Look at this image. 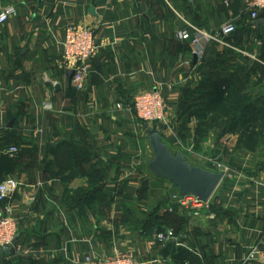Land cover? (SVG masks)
Instances as JSON below:
<instances>
[{"label": "crops", "instance_id": "0c3cea01", "mask_svg": "<svg viewBox=\"0 0 264 264\" xmlns=\"http://www.w3.org/2000/svg\"><path fill=\"white\" fill-rule=\"evenodd\" d=\"M172 1L0 0V4L17 5L15 17L0 25V136L5 128H11L22 140L19 144L0 140L1 152L6 153L9 145L25 150L16 160V171L10 174L20 182L10 205L18 227L16 242L21 248L32 249L34 257L48 264H80L92 246L97 256H103L113 240L119 250L145 264L153 259H157L155 264H176L171 254L177 247L187 252L185 264H250L246 261L247 251L264 232V169L248 175L252 155L236 149L231 160L223 154L226 144L232 141L235 145L233 135L211 144L210 134L203 142L212 154L231 163L232 178L219 182L208 207L197 214L175 204L171 210L174 213L168 216L162 213L165 209L161 210V231L174 229L177 234L173 233L176 240L169 239L164 245L151 244L152 230L142 232L136 222L145 212L136 216L125 210L131 218L128 223H107L98 229L93 225L98 217L90 209L86 208L84 214L65 209L63 183L46 171L61 172L57 164L46 161L48 144L61 140L54 136L55 121L58 129L66 131H73L76 125L86 127L99 157L105 161L123 159L122 166L138 172L148 149L145 125L127 109L133 95L140 90L159 89L175 106L178 88L188 79L197 81L203 74L220 71L218 56L233 49L227 37L221 40L229 46L207 41L203 59H197L190 43L177 39L176 32L180 47L173 48L167 42L171 34L166 35V30L172 33L171 27L178 28L176 21L182 20L183 25L185 22ZM187 1L194 10L191 25L212 35L223 22L233 21L242 31L240 47L253 56L250 58L262 60L253 50L262 46L259 52L264 54V26L257 28L252 23L244 8L246 0ZM67 24L91 27L99 45L82 92L72 87L70 69H65L61 60ZM250 30L261 45L245 40ZM17 49L24 56L21 65L14 67ZM241 60L246 64V58ZM67 89L76 95L75 100L66 95ZM45 101L51 102L49 110L42 108ZM116 102L126 108H115ZM14 116L15 124L7 127ZM188 124V130L181 135L176 122L170 123L171 128L157 129L162 138L191 153L195 120ZM51 156L48 159L52 160ZM115 206L111 217L119 218L123 212ZM103 229L108 232V242ZM169 242L170 253L163 256L162 249Z\"/></svg>", "mask_w": 264, "mask_h": 264}, {"label": "trees", "instance_id": "16d2710c", "mask_svg": "<svg viewBox=\"0 0 264 264\" xmlns=\"http://www.w3.org/2000/svg\"><path fill=\"white\" fill-rule=\"evenodd\" d=\"M181 4L182 6L184 5L183 9L188 14L193 13L192 18H194V10H192L190 3L187 1L186 4ZM261 17H264V10H261L259 13V18ZM176 26H178L177 21ZM182 26L183 23L181 25L179 24L178 28ZM231 37H235V41L241 45V28L238 29L236 25V31L228 35L226 40L228 41ZM176 40L174 31H172L167 42L173 48L180 47L181 43H178ZM188 47L186 45V49ZM20 51V49H17L15 52L14 67L21 65L20 63L24 55ZM229 51L231 50H226V52ZM226 52L220 53L218 56L220 71L223 70V65L221 64L225 61L222 58L223 60L220 62V56ZM254 63L257 64V62H253V66H255ZM247 65L248 63L246 65L244 64L245 67L238 68V74L240 76L243 75L242 72L246 69ZM220 71L203 74L197 81L190 78L178 88V103L175 105V108H177V121L180 125L178 133L181 135L182 131L188 130V123L194 119L196 126L193 130V140L196 143L204 142L210 134L215 139H220L226 135L235 136V149L249 153L252 155V159L254 157L251 169L246 172L248 175H255L257 171L264 169V94L260 92L254 95L246 85L242 87L238 85L236 82L237 79H234V73H219ZM248 75L246 73L243 78L246 80ZM66 95H70L74 100L76 98V95L70 93L69 89H67ZM13 119L15 122L16 116ZM14 122L13 125L15 124ZM53 126L55 128V137H60L61 134H64L62 132H65L68 135V140L61 139L60 141H56L54 145L48 144L46 161L57 164L61 172L58 173L47 169L46 171L51 175H57L61 180L64 186V198L68 194L66 198L72 197L75 203L79 204L83 209L91 208L97 192L104 188L100 184V178L106 170L107 161L95 153V143H93L86 127L76 125L73 131H66L64 128L58 129L55 121L53 122ZM0 140L14 142L16 144L22 142L20 137L11 128L4 129ZM2 148L3 142H0V182L4 176H8L16 171L18 164L16 160L20 154L24 153L18 152L19 154L13 157L2 153ZM19 151H23V149ZM50 155L53 156H51L52 160L48 159ZM57 157L61 158V162L54 160ZM93 162L97 163V166H94L92 164ZM85 164L90 165L89 171L86 168L84 169ZM229 164L231 165V163ZM206 166L209 167L208 165ZM78 177L85 178V185L69 189V183ZM163 209L164 207L158 202L152 207V210L144 213L143 218H136V222L140 224L139 227H141L142 232L151 231L152 228L162 230V223L158 221L162 219L161 210ZM170 247L171 242L162 249L163 256L169 255ZM186 253L181 247L173 249L171 256L174 263L185 264L187 261ZM9 257L11 256L0 257V259L4 261Z\"/></svg>", "mask_w": 264, "mask_h": 264}, {"label": "built area", "instance_id": "2783aa9c", "mask_svg": "<svg viewBox=\"0 0 264 264\" xmlns=\"http://www.w3.org/2000/svg\"><path fill=\"white\" fill-rule=\"evenodd\" d=\"M244 8L252 20L260 19L259 13L261 10H264V0H246ZM16 13V4H0V25H3L10 18L15 17ZM221 25L222 26L211 35L185 21L184 25L179 27L176 31V37L177 39L189 42L196 58L203 59L206 53L207 41L214 40L229 46L222 41L221 38L228 37V35L235 32L236 25L230 20L223 22ZM246 36L245 40L248 42L250 41V43L254 42L255 35H253L252 30H250ZM61 46V60L63 65L65 69H70L73 72L71 84L76 91L82 92L86 87V82L91 73V59L99 50V45L96 44L94 37V29L89 26L78 24L65 25ZM244 54L253 57L247 51H245ZM122 106L120 102H116L115 104V108L117 109H121ZM166 107L163 93L160 92L159 89H148L137 91L136 94L133 95L127 109L143 124H155L164 129H168L172 127L170 125L172 113L170 109ZM42 108L43 110H49L51 108V102L45 101L42 104ZM5 152L14 157L19 152V148L16 145H9ZM207 165L209 166L207 168L212 171L222 172L223 176L221 181L231 179L233 176L230 164L224 161L223 157L220 155L216 154L215 156L209 157ZM19 186L20 182L18 179L11 175L5 176L0 182V247L5 248L11 246L13 254H19V252L30 253L32 251V249H24L14 244L18 227L16 219L12 215L10 200L14 198V194ZM170 202L169 210H172V204H176L181 208H186L192 211V213L197 214L201 209L208 207L209 200H199L196 196L190 194L181 196L177 192L170 197ZM149 234L152 240L151 244L159 243L164 245L169 239L176 240L171 229L161 231L154 228ZM110 241L111 246L109 252L105 253L103 256H97L95 253L96 248L92 246L79 263L145 264L144 261H140L127 252L119 250L115 241ZM246 261L250 264H264V232L260 235V239L248 249ZM1 262L2 260L0 259V263ZM156 262L157 259H153L148 263L155 264Z\"/></svg>", "mask_w": 264, "mask_h": 264}, {"label": "rangeland", "instance_id": "374dc122", "mask_svg": "<svg viewBox=\"0 0 264 264\" xmlns=\"http://www.w3.org/2000/svg\"><path fill=\"white\" fill-rule=\"evenodd\" d=\"M171 3H172L174 10H176L178 13H181L185 21L189 23L193 19L192 18L193 13L188 14L186 10L183 9L184 5L182 6L181 4V3L186 4L187 3L186 0H173ZM174 20L175 21L178 20V18L175 19V15H174ZM174 20L173 22H175ZM177 22H178V26L180 23H183L182 20L181 22L180 20ZM173 28L174 27H171V31H174V32H176V29H178V28H174L173 30ZM169 34H171V32L168 29V31L166 30V35L169 36ZM228 41L233 45V49H230L231 51L226 52L225 54H222L220 56V62L223 59H225V61L221 64L223 65V68H222L223 70L220 71L219 73H222V72L226 74L229 72L234 73L235 74L234 79L235 78L237 79L236 82L238 83L239 86L242 87L246 85L247 88L250 89L254 95L260 92L261 94H264V64H263L264 54L261 55L259 50H257L258 47H255L253 52L255 53V55L260 56L262 60H260L259 58H255V59L250 58L251 56L244 54V52L247 50L244 49L243 46L240 47L241 45H239L235 41V37H231L230 39H228ZM246 43L248 44V42ZM253 43L256 45H261V43H259L255 37H254ZM245 57L247 58L246 63H248V65L243 72L241 71L243 75L240 76L238 74L239 73L238 68L245 67L243 63L241 62L242 61L241 59H244ZM253 62H257V64L254 63L255 66H253L252 65ZM245 72L249 74L246 80L245 78H243V76L246 74ZM163 96H164L165 103L167 106L166 108L170 109V112L172 113L171 122L177 123V111H176L177 108H175L174 104L168 98L166 94L163 93ZM177 103H178V100L176 104ZM122 108H126V107L122 106ZM149 125H152V124H149ZM178 126L180 127L179 124ZM62 133L64 134H61L60 138L62 140L63 139L68 140V135L65 134V132H62ZM144 136H145L144 138L145 142H147L146 145H147L148 153L146 155H143L144 163L142 164V166H140V169H138V172H136L137 170L135 168L132 169L133 167L122 166L120 162L123 159L119 160V159H116L115 157L114 159L110 158V160H107L106 170L104 171V173L102 174V177L100 178L101 179L100 184H102L104 188L100 189L97 192L95 196V201L93 202L92 207L88 208L93 212L95 217L96 216L98 217V219L93 222V225H95V227H97L98 229H102L104 226H106L107 223H110L113 225H117V224L119 225V223H125V222L128 223V221H130L131 218L127 216V213H125V210L128 211L130 215L131 213L134 212L135 214H137L136 216H141L143 212L152 210V207L155 206L156 203L158 202H160L161 206H163L165 209V211L162 210L163 211L162 213H165L167 216L168 214L174 213V211L169 210V205L171 204L170 197L173 194L177 193L178 190L172 185V183L169 180L162 179L156 176L155 174H153L152 171H149L148 162L153 156V150H152V146L150 142H148L147 132L145 129H144ZM224 138L225 136H223L221 139L224 140ZM210 140H211V144L216 143V142L218 143V141H220L219 139H215L214 136ZM162 141L168 144L172 153H175L177 151H181L182 153H184L186 160L191 165H195V166L200 165L206 168L208 158L211 157V155H214L212 154V150H210L208 147H205V143L203 145V142L196 143L193 141L194 143L193 148L192 147L190 148L192 151L189 150L191 151V153H189L185 151V149L179 148L178 145L171 143L167 139L165 140V137L162 138ZM207 141L208 140L206 139L204 140V142H207ZM222 150H223V154L227 156L228 159H231V160L234 158V154L237 153L235 147L233 146L232 141L231 143L229 142L228 145L226 144V147H224ZM20 152H25V150L19 151V153ZM201 153L204 156H201ZM195 154L197 155L196 159H194L193 157V155ZM200 156L202 157V159L197 160ZM204 157L206 158V161L205 159H203ZM60 159H61L60 157L54 158L55 161L61 162ZM252 160H254V157ZM252 160L248 163L249 166H252L253 164ZM92 164L94 166H97V163L93 162ZM89 166H90L89 164H85L84 169L86 168V170L89 171L90 170ZM80 185L81 186L85 185L84 177H78L74 179L73 181H71L68 185V188L73 189ZM67 195H65V198H64V194H62V197H63L62 203L65 209H69V211L74 210L80 214H84L85 209H83V207H81L79 204L75 203V200L72 197L66 198ZM115 197L117 201H114ZM64 199H65V202H64ZM165 199H166V204H164ZM114 204H116L115 206L116 208H121L123 212L122 216H119V218L111 217V213L114 209L113 208ZM158 222L161 223V220H159ZM102 231L105 234L103 235V237L107 238V242H108V237H107L108 232L105 229H103ZM172 231L175 234L174 229H172ZM149 232L150 231H148V233ZM14 244L18 246L16 242V237L14 240ZM107 247H108V244H107ZM0 264H48V263H46V261H44L43 259L34 257L31 253L19 252V254H13L11 255V257L6 258V260L2 261Z\"/></svg>", "mask_w": 264, "mask_h": 264}, {"label": "water", "instance_id": "95a60500", "mask_svg": "<svg viewBox=\"0 0 264 264\" xmlns=\"http://www.w3.org/2000/svg\"><path fill=\"white\" fill-rule=\"evenodd\" d=\"M252 23L257 28L261 25L264 26V18L253 20ZM72 73V70H69V78H71ZM58 89L59 85H56L55 90ZM12 125L13 120H9L7 127ZM144 125L148 142H150L153 150V156L148 162L149 171L162 179L169 180L181 196L190 194L199 200H209L222 179V172H215L200 165H191L181 151L171 152L168 144L162 141L157 125ZM12 254L11 246L0 247V257L11 256Z\"/></svg>", "mask_w": 264, "mask_h": 264}]
</instances>
